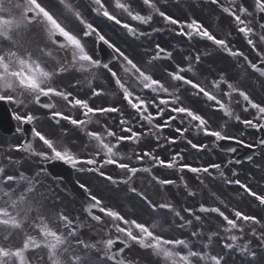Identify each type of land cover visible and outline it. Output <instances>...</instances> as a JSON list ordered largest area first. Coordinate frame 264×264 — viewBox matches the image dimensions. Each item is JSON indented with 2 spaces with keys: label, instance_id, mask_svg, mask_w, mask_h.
<instances>
[{
  "label": "snow or ice",
  "instance_id": "1",
  "mask_svg": "<svg viewBox=\"0 0 264 264\" xmlns=\"http://www.w3.org/2000/svg\"><path fill=\"white\" fill-rule=\"evenodd\" d=\"M206 2L216 5L222 13L231 17L237 31L255 52L259 63L264 65V51L258 49V44L264 45V23L256 21L257 27L252 26L255 14L264 13V0H252L251 10L250 6H246L248 0H227V5L222 0ZM77 3L80 7H77ZM110 3L120 14L137 22V26L118 18L109 10L105 0H87V4L84 0H76V3L73 0H0V102L14 106L12 119L17 122L15 132L23 134L24 126L30 125L32 137L37 138L45 149L37 150L28 140L0 145V264H138V261L123 255L126 249L134 245L149 250L157 258L158 264H264V219L236 209H231L230 216L220 207L205 206L203 203L196 209H177L170 202L154 203L132 186L138 173L150 174L152 168L133 166V156L118 151L122 142L139 144L142 137L152 136L157 141L162 138L164 144L169 146L177 144L180 137H184L192 149L202 152L207 149V145L194 143L185 136L189 128H195L197 132L213 137L214 144L234 141L246 148L261 150L264 154V138L254 144L246 143L241 138L243 133L238 137L227 134L223 129H212L208 119L183 106L179 93L182 86H190L195 90L193 94H202L206 101L214 102L213 108L222 111L224 116L235 119L246 128L257 130H264V123L261 122L264 121V103L254 101L247 92L227 81L223 74L219 79L212 80L210 83L213 89L219 90L221 84H224L230 90L223 93L229 102L232 94L238 91L239 97L246 102L244 111L247 112L249 106L255 110L253 119L241 120L239 115H234L229 103H225L201 82L186 75H195L191 56L181 57L182 62H188L187 66L176 63L175 70L164 69L171 81L180 82L170 90L160 79L154 78L152 71L146 70L110 42L87 19L81 8H88L95 17L114 22L133 37H145L149 41L152 33L141 31L140 26L150 27L154 16H158L162 18L164 30L173 31L188 40L211 42L231 57H243L248 66L262 77L264 67H258L243 52L233 50L227 38H217L202 22L195 18L186 21L176 19L161 10L155 0H142V4L150 10L148 14L135 11L125 0H110ZM161 30L153 29L156 32ZM91 37L106 45L122 61L120 68L124 78L89 53L85 40ZM165 57L171 60L173 53L160 43H155L154 55L143 63L155 69L157 65L154 61ZM194 59L199 63L201 57L197 54ZM101 67L110 73L126 106L133 110V121L123 118V110L119 106L94 108L90 106L89 100L78 98L71 90L81 84L82 77L92 88V96H101L103 90L92 87L96 79L95 70ZM67 76L73 79L64 83ZM144 90L150 95L138 94ZM54 98L65 102L71 110H79L83 118L77 119L74 115L57 110ZM33 106L49 110L48 119L57 124L67 121L74 128L82 130L89 138L81 146L86 155L74 152L64 142L67 132L61 133L58 138H50L38 130L36 122L40 117L31 110ZM151 108H155V113L150 111ZM166 111L172 114L166 116ZM112 113L121 116L117 123L119 133L107 123L101 131L89 130V125L100 122L98 118L94 120V117ZM178 117L181 125L187 123L188 127H174L172 130L176 136L162 137L164 130L170 128ZM157 119H161L162 123H155ZM133 122L144 131H135ZM164 144H158V147L163 148ZM227 151L236 153L237 148L229 147ZM182 152H176L171 159H165L153 151L142 150L134 153V159L142 164L148 158L153 162L152 167L177 170L181 173L179 179L182 182V174L187 170L196 174L200 185H204L200 174L213 176L210 170H215L222 180L239 185L244 193L254 197L258 206L264 209V195L253 191L239 179H228L220 163L207 166L182 163ZM19 153L29 158H38L39 162L37 159L23 160L15 155ZM51 161H62L79 172L97 174L113 185H127L128 191L136 193L151 212H167L156 216L150 224L139 222L133 218L134 212L122 214L113 207L104 206L102 199L92 195L85 184L77 181L79 187L88 193L90 202L84 208L86 219L71 217L57 207L61 200L59 192L45 183L47 169L43 163ZM232 163V160H228L225 167ZM107 165L119 169L124 174L123 178L118 180L107 174L103 170ZM236 175L238 173L233 170L232 176ZM151 179L160 186L176 184L172 179L156 176ZM184 188L188 190L189 196L196 195L187 183H184ZM202 214H216L222 218L223 223L213 227V218ZM111 229L118 234L115 239L110 237ZM174 230L181 232V236L167 238L165 233ZM106 233L109 238L105 239ZM117 241L123 246L114 251Z\"/></svg>",
  "mask_w": 264,
  "mask_h": 264
},
{
  "label": "rangeland",
  "instance_id": "2",
  "mask_svg": "<svg viewBox=\"0 0 264 264\" xmlns=\"http://www.w3.org/2000/svg\"><path fill=\"white\" fill-rule=\"evenodd\" d=\"M85 1L87 4V0H85ZM132 1L138 2V0L137 1L132 0ZM78 7H80V6H78ZM132 8L135 11H138V9H139V7H137L135 5H133ZM113 9H114V7H113ZM146 10H149V9L146 8ZM114 14H115V9H114ZM129 20H130L129 18L126 19L127 22ZM130 22H132V24L134 26H137V22H133L131 20H130ZM206 23L209 25H216L218 27L220 26L215 21V19L212 17L207 19ZM150 28L152 29V26H150V27L146 26V27H144V30L148 31V30H150ZM220 28L222 30H225L222 27H220ZM120 32H121V29H120ZM144 39H146V38H144ZM139 46L140 45H138V47ZM127 48H128V45H127ZM136 48H137V45L132 46L130 48L131 51L129 52V54L131 56L130 58H132L134 61L139 63V62H141L140 61L141 55L137 54V52L135 51ZM150 56H152V55L145 54L144 55L145 61H147ZM144 67L146 68V70L153 72L154 78H155V75H158L160 73L165 75L164 69H158V68L151 69V68H148L147 65H145V64H144ZM212 68L214 70H216V67H212ZM118 69L121 70L120 66L118 67ZM227 71H228L229 75H233V72H234L233 70H227ZM240 77L243 78V76H240ZM241 78H240L241 84L248 83L250 80V79L245 80V81H248V82H245V81H241ZM165 86L168 87L167 85H165ZM170 86H172V84L169 85V87ZM223 88H224V91H228L226 85H224V84H223ZM106 89H108V88H106ZM169 89L171 90V88H169ZM214 92H215V94L218 93V95H220L218 90L214 89ZM90 93L92 94V92H90ZM140 94L141 95H150L147 90L140 92ZM120 95L121 94L119 92L111 90L109 97L107 94L105 96L98 98L97 100L98 101L100 100V102L113 103V101L116 100L117 98H119ZM227 98L228 97L224 96V98H221V99L225 101V100H227ZM199 103L200 102H193L192 106H189V108L196 111L198 114L204 116L206 119H208L212 129L219 130V129H222L221 128V126H222V127H224L225 131L227 133H229L228 130H231V129L227 123L228 120L225 118V120L223 121V116L219 117L218 114L213 112V110H212L213 103H211V102L207 103V107H205L204 102H201V107H199ZM97 107H101V106H97ZM35 115L40 117L39 121L36 122L39 130L44 132L50 138H58L61 133L67 132V135L65 137L64 142L66 144H68V146L71 147L74 152H78L77 149L75 150V148H74V146L70 140H73L76 138L83 139L80 134H76L77 132L69 131L70 128L65 123H62L59 126L54 125L45 116H43L42 112H40L39 110L35 113ZM115 120H114V118H112V119H110V118L102 119L101 118V119H99V121H100L99 124H95V123L92 124L90 130H93V128H94V129H96L94 131H101L103 126L107 123L108 126L111 127L114 131H116V130L119 131V128L116 129L118 122L116 123ZM128 120L133 121V119L131 117ZM68 132H70V133H68ZM189 132H190V134H189L190 136L187 135V139L193 140L194 143L198 142V143L202 144L201 143L202 139L200 138L202 136L200 135V132H197V130L195 128H189ZM86 139L87 138H84V140H86ZM21 140H22L21 137L4 139L0 135V145L7 146V145H11V144H17V143H20ZM203 143H204V138H203ZM208 143H210V142H208ZM37 148L39 150L43 149V148H41L40 145H37ZM181 150H183L182 155L184 157L182 163H189L193 166H207L210 163H220L222 165L223 170L225 171V175L227 176V178L232 179V171L235 170L234 164L232 163L230 165H227V167H225V165L227 164V159H229V157H225V156L221 155L218 151L215 150L214 145L212 146L210 144H207L206 150H204L202 152H198L196 149L195 150L192 149L190 147V145H188L185 142V140H183L182 143H180V144L178 143V145L176 146V148L174 149L173 152H168V153H172L169 158L171 159L172 155H174L176 152H180ZM15 155H17L19 158H21L23 160L35 159V158H29L26 155L22 156L20 153L15 154ZM37 161H38V158H37ZM161 169L164 171H160L159 175L170 176L172 178V180L176 181V184H174L175 188L172 191V193L167 194V195L163 194L161 191L151 190L152 196H153V198L151 200L154 203L158 202V204H159V203L170 202L177 209H182L183 207H194L197 203H198V205H199V203L200 204L203 203L206 206L220 207L222 211H225V213L230 215V216H231V209H236V210L243 211L248 215H256L257 217L264 219V211H262L261 208L253 202L252 198L250 196H248L246 193H244V190L242 188L235 189L232 186V184H228L224 180H222L219 177V174L215 170H210L213 173V176L215 178H213V176H209L208 174H200V176L204 180V185H200L199 180L196 178V174L189 173V172H187V170H185V172L182 174L184 177V180L182 182L179 179L181 173H179L177 170L166 171L163 168H161ZM111 170H113V169H111ZM241 175H242L241 179L243 180V181L242 180L241 181L244 184H247L248 187H250L252 190L260 193L261 195H264V174H260L258 172L256 175H253L252 169L246 168V169H244V171L242 172ZM185 182H187L190 190L196 192V195H195L196 199H194L193 201L191 200L192 196L188 195V190H186L184 188ZM45 183L48 184L49 186L55 188L59 192L61 200H60L59 205H57V207L60 208L61 210H65L66 213L72 217L73 211L77 210V204H76L75 200L70 195H66V194L62 193L61 192V185L54 184V182L52 180H50L48 177H47ZM193 183L196 186H191V184H193ZM122 190L124 191V193L126 192V190H124L123 188H122ZM100 199L103 200L104 206L109 207L106 196H102ZM133 199H134V201H133ZM138 200L139 199L137 198V196L132 197L133 205L136 208V212L139 211L140 208L142 209L141 205H139V203H138ZM123 208L125 209L126 207H123ZM74 213H75V211H74ZM165 213H166V211L160 210V215L165 214ZM78 216L84 217L81 210H80V212H78ZM205 216H211L213 218V223H212L213 227H215V225L218 223H223L222 218L218 217L216 214H208ZM142 217L144 220H141V222H144V223L145 222H152L151 218H150V220H148L146 218V216L142 215ZM114 235H115V232L113 231L111 233L110 237L114 236ZM165 235L167 238L178 237V236H181V232L174 230L171 233H165ZM104 238L105 239L109 238V235L106 233L104 235ZM237 260H239V257H237Z\"/></svg>",
  "mask_w": 264,
  "mask_h": 264
},
{
  "label": "flooded vegetation",
  "instance_id": "3",
  "mask_svg": "<svg viewBox=\"0 0 264 264\" xmlns=\"http://www.w3.org/2000/svg\"><path fill=\"white\" fill-rule=\"evenodd\" d=\"M186 0H178V2H182L181 6L183 7H177L175 6L174 8H172V16L176 19L179 20H183V18L187 17L188 20V15L189 14L191 16V18H195L198 21L202 22L205 25V22L207 19H209L210 17H216L218 22L223 26V28L227 29V35L228 33H231L230 37L233 38V43L236 45L240 42L241 40V36L239 34V32L237 31V26L233 23L231 17L227 14L222 13V11H217L213 8H210L205 2L204 0H188L187 5L184 7L183 3ZM251 2L252 0H248V3L246 6H250V10H251ZM227 5V4H225ZM175 8H179L181 9L179 11V16L177 15V10L176 12L174 11ZM258 15V13L255 14V17ZM180 17V18H179ZM208 17V18H207ZM255 17H254V21H255ZM219 35V34H218ZM220 36V35H219ZM229 36V35H228ZM185 39H187L186 37H184ZM188 42L185 43V46H182L179 48V50H181V53H177L176 54V58H175V64L176 63H181V66H187V61H181V57L184 56H191L192 58L195 57L197 54L203 56L205 55L208 50L207 46H197V47H191L188 49L187 47ZM211 49V48H210ZM233 50H239L241 52H243L245 55L248 56L249 60H251L253 63H257L259 64V58L257 57V55L255 54V52H253L251 50V47L246 43V41L244 42V45L241 47H234ZM208 54H206L203 58H206ZM202 58V59H203ZM191 63L193 65V68L198 69V65L201 64V60L199 63L195 62V59L193 58L191 60ZM211 65L212 67H216L218 68V72H219V76H221V74L224 75L225 77V70H238V71H249L252 70L246 61L243 60V57H239V58H234V57H217L214 58L211 61ZM187 76L189 78L194 77V75L192 73H187ZM249 78H254L257 75L254 74H248ZM260 80H263V78L260 77ZM248 87V91L250 93V95L253 97V99L256 102H261L264 103V83L263 84H258V85H247ZM186 98H190L188 95H186ZM254 116H255V111H254ZM253 116V118H254ZM238 122V121H237ZM262 123H264V121H261ZM240 133H243V136L241 138H243L246 143H255L258 140V133L257 131H246L243 128H241L240 132H239V136Z\"/></svg>",
  "mask_w": 264,
  "mask_h": 264
}]
</instances>
